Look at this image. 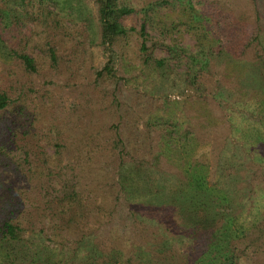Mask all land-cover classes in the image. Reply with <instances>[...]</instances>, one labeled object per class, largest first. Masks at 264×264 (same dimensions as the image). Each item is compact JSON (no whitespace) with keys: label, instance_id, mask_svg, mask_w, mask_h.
I'll return each instance as SVG.
<instances>
[{"label":"rangeland","instance_id":"1","mask_svg":"<svg viewBox=\"0 0 264 264\" xmlns=\"http://www.w3.org/2000/svg\"><path fill=\"white\" fill-rule=\"evenodd\" d=\"M33 1L42 5L39 20L28 17L19 32L0 18V90L12 102L0 119V179L32 198L60 190L82 202L73 214L79 228L54 237L49 219L37 217L21 248L55 264L117 242L124 263L158 261V245L185 256L193 239L159 221L158 209L148 217L146 200L156 187L168 196L188 182L240 204L232 233L251 237L264 223V60L238 54L233 43L259 38L264 47V0H125L135 12L124 21L136 32L114 45L102 40L98 0ZM143 24L162 66L139 51ZM113 125L115 154L105 150ZM87 126L102 141L93 159L82 153L92 143ZM57 133L65 146L58 157ZM45 160L52 175L40 178L35 167ZM128 177L127 192L120 183Z\"/></svg>","mask_w":264,"mask_h":264},{"label":"trees","instance_id":"2","mask_svg":"<svg viewBox=\"0 0 264 264\" xmlns=\"http://www.w3.org/2000/svg\"><path fill=\"white\" fill-rule=\"evenodd\" d=\"M123 2L125 0H98L102 40L105 44L114 45L117 40H122L128 34L136 32L135 27L127 25L124 21V18L129 17L135 11L127 2L126 4ZM40 6L42 5L36 6L33 0H0V18L4 16L7 22L13 23L15 28H18V26H24L21 23L23 20L29 19L28 17H31L30 22L38 21L39 14L42 12L39 9ZM21 28L19 27L17 31L19 32ZM139 36L141 38L138 43L139 51L144 61L148 64L154 63L162 66L163 62L153 58L156 48L154 46L146 47L150 39L146 33V24L142 25ZM240 42L233 43L234 49H238V54L249 56L251 61L262 62L264 60V47L259 38H256L255 42L250 40H241ZM50 52L54 60L56 51ZM17 57L23 62L27 71L36 72L34 58L26 53L17 54ZM262 64L264 66V62ZM106 70L109 74L114 72L113 68L109 66L106 67ZM98 75L100 76V73ZM262 90L264 92V88ZM8 95L6 91L0 90V119L12 103ZM89 110L93 116L94 108L89 107ZM88 126L84 133L86 137L92 138V143L87 142L82 153L92 155L95 152L94 144L98 142L102 144V141L100 135L89 133L91 129ZM117 130V126L113 125L112 131L115 139H110L105 149L114 154L115 148L119 149ZM56 135L55 153L58 157L62 154L65 146L60 140L61 134L57 133ZM124 148L126 149V146ZM123 149L120 151L124 152ZM1 152L3 151L1 150ZM97 152H101L100 157L103 159V151L97 148ZM120 154L122 157V153ZM91 157L93 159V155ZM97 164L98 162H96ZM49 166V161L45 160L35 167L40 178L46 172L52 175ZM18 169L20 172L22 171L20 167ZM130 180L129 177L121 179L120 185L127 192L129 191L128 186L131 185ZM188 183H190L188 189L181 188L168 196L161 194V188L156 187L149 199L146 200L149 208H146L148 206L145 208L148 217L151 216L152 208L158 209L159 221L164 223L167 221L168 224L172 225V230H175L174 233L178 232L191 237L194 241L193 252L185 256L176 255L173 250L158 245L155 250L158 261L150 263L148 259H145L142 262L136 260L132 262L130 259L124 263L123 252L120 250L121 244L119 245L117 242L111 246L110 250L107 245L99 244L100 247L90 245L88 254L74 264H242L244 261L250 263L248 259H243V256L248 257L250 254L256 255L255 259H252V261L255 260L254 264H264V223L255 227L251 237L238 238L232 233V228L235 226V219L238 217V215L236 217L235 209H239L240 204L237 206L234 201L220 198L216 190L206 187V183ZM57 185L60 186V183ZM62 192L59 190L58 193L51 196L50 200L46 197L41 199L40 196L32 198L26 194L22 195L18 190L12 192V185L0 179V264H55L49 259H42L39 254L30 253L32 251L26 247L23 250L21 246L24 247V245L20 238L21 234L27 232L28 228L33 225L32 220L39 222L37 217L49 219V226L54 237H58L62 233L61 230L66 227L74 230L80 227L73 215L78 208L77 206L82 202L80 196L76 192L71 194ZM28 202L34 211L24 209V204H28ZM134 213L138 215V213ZM34 214L40 216H36L34 219Z\"/></svg>","mask_w":264,"mask_h":264}]
</instances>
